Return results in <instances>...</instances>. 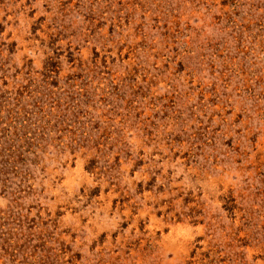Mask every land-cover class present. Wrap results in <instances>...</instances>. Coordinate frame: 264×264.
Returning a JSON list of instances; mask_svg holds the SVG:
<instances>
[{"label":"rangeland","instance_id":"1","mask_svg":"<svg viewBox=\"0 0 264 264\" xmlns=\"http://www.w3.org/2000/svg\"><path fill=\"white\" fill-rule=\"evenodd\" d=\"M0 264H264V0H0Z\"/></svg>","mask_w":264,"mask_h":264}]
</instances>
